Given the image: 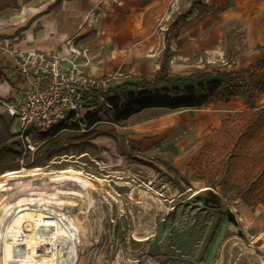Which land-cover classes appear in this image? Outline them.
<instances>
[{
  "label": "rangeland",
  "instance_id": "obj_1",
  "mask_svg": "<svg viewBox=\"0 0 264 264\" xmlns=\"http://www.w3.org/2000/svg\"><path fill=\"white\" fill-rule=\"evenodd\" d=\"M206 2L209 0H189L181 11L192 16L207 7ZM185 22L182 19L179 24ZM171 34L168 70L172 76L228 69L229 57L214 60L206 52L181 61L178 33ZM108 77L111 85L153 79V75ZM245 85L243 78L227 77L222 89L242 94ZM14 99L10 96L3 101ZM206 108L148 110L120 124L110 121V113L90 129L63 127L58 136L66 150L42 167L36 166L45 156L44 141L35 139L21 157L12 156L8 164H17L16 170L0 172L1 180L8 171L25 170L7 181L0 191L2 202L7 210L18 203L39 208L70 227L75 222L80 232L76 258L68 246L64 250L68 264H264V237L254 238L245 220L246 210L261 205L229 201L231 191L223 195L218 186L197 180L189 169L200 153L198 140L218 130L200 128L198 119ZM209 109L211 112L213 107ZM8 149L14 154L18 148L9 143ZM65 169L79 174L88 185L51 180V174ZM206 199L219 200L220 206ZM16 209L20 207L13 211ZM228 210L234 213L237 227L228 221ZM4 214L7 212L0 209V253Z\"/></svg>",
  "mask_w": 264,
  "mask_h": 264
},
{
  "label": "crops",
  "instance_id": "obj_2",
  "mask_svg": "<svg viewBox=\"0 0 264 264\" xmlns=\"http://www.w3.org/2000/svg\"><path fill=\"white\" fill-rule=\"evenodd\" d=\"M187 2L0 0V71L5 78L0 100L17 97L22 86L12 57L3 50L57 54L64 64L69 62L95 78L152 76L167 45L171 51V33L176 31L181 61L199 52L211 54L214 60L229 57L228 69L218 70L230 78H243L246 84L242 94L222 87L214 94L198 119L202 130L219 129L238 113L264 107V0H209L192 16L181 11ZM182 19L186 22L179 24ZM245 220L254 238L264 237V206L246 210Z\"/></svg>",
  "mask_w": 264,
  "mask_h": 264
},
{
  "label": "trees",
  "instance_id": "obj_3",
  "mask_svg": "<svg viewBox=\"0 0 264 264\" xmlns=\"http://www.w3.org/2000/svg\"><path fill=\"white\" fill-rule=\"evenodd\" d=\"M170 54L167 45L160 68L152 80L142 78L136 82L110 85L106 96L113 106L112 123L120 124L146 110L200 108L212 99L221 89L223 80L230 76L218 69L172 76L168 70ZM4 81L0 71V84ZM162 91L166 94L163 95ZM101 121L97 114L89 116L87 129ZM12 125L13 119L0 113V172L8 168L16 170L17 164L9 165L12 156L24 154L25 147L21 141L15 140ZM61 129L58 127L45 137L42 144L45 156L36 167L46 166L45 162L66 150L58 136ZM9 143L18 148L14 154L8 149ZM198 143H201L199 156L189 164L197 180L218 186L223 195L231 191L229 201H255L264 206V107L252 108L223 121L216 132L199 139Z\"/></svg>",
  "mask_w": 264,
  "mask_h": 264
},
{
  "label": "built area",
  "instance_id": "obj_4",
  "mask_svg": "<svg viewBox=\"0 0 264 264\" xmlns=\"http://www.w3.org/2000/svg\"><path fill=\"white\" fill-rule=\"evenodd\" d=\"M95 19L97 17L94 16ZM15 64L22 80L20 93L13 101H2L0 110L13 119L12 132L25 148L35 139L43 140L56 128L86 129L88 118L113 111L106 92L110 77L95 78L57 54L35 50H3ZM75 55H85L70 49Z\"/></svg>",
  "mask_w": 264,
  "mask_h": 264
},
{
  "label": "bare ground",
  "instance_id": "obj_5",
  "mask_svg": "<svg viewBox=\"0 0 264 264\" xmlns=\"http://www.w3.org/2000/svg\"><path fill=\"white\" fill-rule=\"evenodd\" d=\"M24 173V169L5 173L0 180V191L8 185L7 181ZM50 178L52 181L64 180L88 185V181L69 169L51 174ZM18 207L20 209L14 212ZM15 208L7 210L0 197V209L7 212L1 219L3 244L0 264H68L64 256V250L68 246L74 255L73 259L76 258L75 250L80 232L75 222H71L70 227L60 218L39 208H24L18 203Z\"/></svg>",
  "mask_w": 264,
  "mask_h": 264
},
{
  "label": "water",
  "instance_id": "obj_6",
  "mask_svg": "<svg viewBox=\"0 0 264 264\" xmlns=\"http://www.w3.org/2000/svg\"><path fill=\"white\" fill-rule=\"evenodd\" d=\"M207 191H211V190L208 189ZM206 202H211V203H213L214 205H218V206H220V205H219V200H215V201H213V200H208V199H206ZM226 213H227L228 221L231 222V223L233 224L234 227H237V226H238V222H237V220H236V217H235L234 213H232V211H230V210H228ZM239 235H242V232H241V231H239Z\"/></svg>",
  "mask_w": 264,
  "mask_h": 264
}]
</instances>
